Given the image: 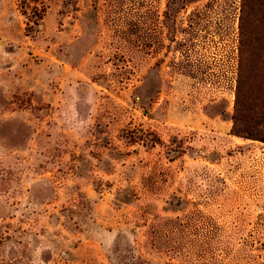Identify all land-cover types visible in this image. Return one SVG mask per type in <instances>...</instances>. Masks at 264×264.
I'll return each mask as SVG.
<instances>
[{"label":"rangeland","instance_id":"374dc122","mask_svg":"<svg viewBox=\"0 0 264 264\" xmlns=\"http://www.w3.org/2000/svg\"><path fill=\"white\" fill-rule=\"evenodd\" d=\"M241 2L0 0V264H264Z\"/></svg>","mask_w":264,"mask_h":264},{"label":"trees","instance_id":"16d2710c","mask_svg":"<svg viewBox=\"0 0 264 264\" xmlns=\"http://www.w3.org/2000/svg\"><path fill=\"white\" fill-rule=\"evenodd\" d=\"M231 120L232 134L264 142V0L241 2Z\"/></svg>","mask_w":264,"mask_h":264}]
</instances>
